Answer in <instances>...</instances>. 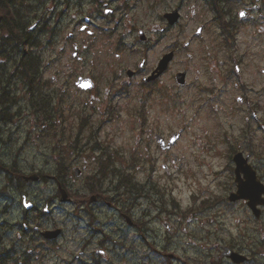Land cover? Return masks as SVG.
Wrapping results in <instances>:
<instances>
[{
    "label": "rangeland",
    "instance_id": "obj_1",
    "mask_svg": "<svg viewBox=\"0 0 264 264\" xmlns=\"http://www.w3.org/2000/svg\"><path fill=\"white\" fill-rule=\"evenodd\" d=\"M30 1V15L40 18L42 11L39 0ZM239 1H231L230 4L240 7ZM257 1L264 13V0ZM131 2L134 8L124 16L127 26L133 30H142L148 36H161V44L155 47L149 44L143 50V45L135 40L137 33L134 32L126 36L124 48H113L110 52L80 49L77 52L81 60L78 61L77 58H72L74 50L67 47L65 54L62 51L63 59L51 64H48L49 58L59 49L50 50V56L43 45L38 49H31L39 55L40 61L38 70L41 80L36 82L39 87L37 94L30 92L27 80L20 74L14 76L13 67L21 56L19 49L10 44L0 55V89L5 88L6 92V95L3 91L0 93V119L2 116V119L11 120L5 123L0 121V159L6 167L16 164L22 174L42 175L41 182L25 185L29 199L36 208L35 212L28 215V232L35 230L33 233L38 236L26 237L20 233L25 212L15 189L8 192L11 202L0 199V225L7 226L2 232L4 235L0 251L4 252V248L12 246L9 253L4 255L6 258L3 259V264H91L87 259L90 249L86 255H82L79 246L81 230L77 218V197L82 185L91 184L94 176L98 181L103 180L104 176L97 178L95 160H90L85 153L76 155L71 152L77 125L82 126L80 123L83 121L77 122L71 110L75 107H89L91 103L93 106L112 103L113 119L109 124L96 129L101 117L94 115L89 127L83 131L82 138L90 136L93 131L97 132L101 141L104 136L111 137V155L117 154V166L123 169L122 163L126 161L127 174L132 172L136 183L140 187L144 186L143 194L139 195H123L121 189L123 196L116 203L117 211L106 206L100 208L103 215L113 216L114 238L117 237V232L125 234V245L136 254L132 256L134 260H130L131 264H139L140 254L144 258L149 257L156 264H165L166 261L169 264H234L222 257L224 246L235 247V251L247 256L250 260L247 264H264V213L259 219H255L244 201L230 203L227 200L229 193L235 191L232 156L236 152L248 155L249 163L254 169L259 165L258 172L263 176L264 182L263 134L261 130L257 132L254 128L243 129L247 114L236 103V76L227 81L223 93L192 92L188 87L176 88L171 81L173 73L185 67L188 54L193 58L189 64L196 63V71L211 75L220 71L219 60L224 55L220 53L218 45L221 37L214 25L212 7L206 0ZM220 6L223 11L231 7L223 4ZM173 10H177L180 18L171 27L163 16ZM256 22L261 27L264 26V20ZM161 28L164 29L160 33ZM198 28H202L201 33L196 35ZM70 29L66 30L67 36ZM260 33L261 40H264V29ZM185 42H188L187 47H183ZM175 43L178 45L177 57L169 64V70L160 83L153 87L161 93L151 99V111L146 115L149 126L145 130L160 134L166 141L173 133H179L180 138L170 149L159 150L152 137L138 140L140 119L137 111L140 107L137 100L143 92L137 91L131 98L120 97L118 102H108L110 98L106 99L104 88L108 87V82L116 73V66L123 60L126 63L123 68H132V63L137 66L143 58L152 66L163 54L172 50ZM117 54H121V58L117 59ZM49 76L56 78L54 87L59 92L55 94L60 95L54 99V105L66 117L65 123L55 125L54 128L47 126V122L42 120L41 112H35L42 105L39 100L45 98L52 88V85H47ZM78 76H93L98 82L95 91L79 92L74 86ZM136 81L138 79H132L131 84ZM262 83L259 76L256 88ZM171 97L173 103L169 104ZM254 98L253 94L248 95L249 100ZM128 100L129 104L123 106V102ZM258 100L263 102L264 96H259ZM263 105L264 103L260 107ZM63 131L65 141L60 139ZM51 134L54 135L53 140L49 139ZM47 142L50 146H56L55 155L50 153ZM58 146L65 147L61 158ZM255 154H261L262 160L258 161ZM58 162L62 166L57 165ZM112 165L115 170L109 177L113 181L111 183L106 179L104 187L115 186L119 181L116 177L117 166L114 163ZM84 167L88 170H84ZM76 169L80 170L78 176L74 175ZM59 172L63 174L61 178L58 177ZM58 181L68 194H72L71 201L60 202ZM6 184L7 174L0 173V194H6ZM46 204L47 212H44ZM125 210L130 211V216L141 229L128 227L120 218L118 211ZM165 224L169 225L170 230L166 229ZM13 225L18 227L11 229L10 226ZM55 228L62 230L61 237L56 240L46 241L38 234ZM144 236L146 242L143 240ZM96 239L98 237L94 242ZM149 243L157 251L172 254L173 258L166 256L165 261L162 252L148 250L146 244ZM95 249L94 246L90 254L94 255Z\"/></svg>",
    "mask_w": 264,
    "mask_h": 264
},
{
    "label": "flooded vegetation",
    "instance_id": "obj_2",
    "mask_svg": "<svg viewBox=\"0 0 264 264\" xmlns=\"http://www.w3.org/2000/svg\"><path fill=\"white\" fill-rule=\"evenodd\" d=\"M206 1L209 3L210 7H212V16L213 21L215 22L214 25L218 29L221 37L218 45L220 53L224 55V58L219 60L220 71L213 73L212 75L210 73L196 71V63L189 64L193 58L192 55L188 54V61H186L185 64L183 63L185 67L175 71L171 76V81L174 83L175 87L177 86L176 88L188 87L192 92L213 93L217 91L218 93H223L226 89L225 84L235 75L237 82L234 85V90L238 93L236 95V103L238 106H242L245 109L243 112L247 114V116L244 117L245 126L243 129L251 130L254 128L257 132L261 130L263 134L261 136L264 139V105L262 108L260 107L264 101L262 102L258 100L259 96H264V40H261L262 33H260L264 29V26L261 27V24L256 22V20H264V13L257 0H240L238 2L240 7L236 4H230L231 1L235 0H230L229 2H227V0ZM220 4L231 7H227L225 8V11H223ZM13 5L15 6L14 19L18 24V30L20 32V35L16 34L15 38H17L18 41L25 39L28 42L26 46L20 44L17 46L19 53L21 52V56L16 60L17 64L23 56L29 53L37 65L36 69L31 66L30 78L27 85L31 93L39 91L36 82H40L41 80V78H39L40 73L38 70L40 69L39 55L35 54L31 49H38L43 45V47L48 50L49 56L51 55L50 50L56 48L59 49L56 54H53L49 58L50 61L48 64H51L63 59L61 56L63 53H66L65 50L67 47H71L74 50L72 58H77L78 61L81 60V56H79L77 52L80 49H100L106 52L109 50L110 52L113 48H124L126 45V36L134 32L137 33L135 40L143 45V50H145L146 46L149 44L151 47H155L162 42L161 36H148L146 32L142 30H133L127 26V21L124 16L134 8V4L131 0H39V6L42 11L40 18L37 15L34 17H32V14L30 15L29 8L30 5H32V1L30 0H18ZM233 7L239 9L234 10ZM242 13L244 15L243 18H241ZM257 13L262 15V17H259L260 15ZM166 14L168 13H165L163 17L171 27L174 26L180 18L178 15L174 23L170 24L168 18L165 16ZM260 22L262 23V21ZM247 27H250V30H247ZM68 29H70V31L67 36L66 30ZM163 29L164 28H161L159 30L160 33ZM72 32H76V34ZM237 37L240 38V40H238ZM187 46L188 42H185L183 47ZM172 47V50L169 52L173 53V60L177 57L178 53L177 43L172 45ZM116 58H121V54H117ZM123 61L124 62L116 66L115 75H113L111 81L108 82V87L104 88V92L107 93L106 99L109 97L110 100H108V102H114L116 100L118 102L120 97L128 96V98H131V96L133 97L136 95L137 91L143 92L142 96L137 100L140 107V110L137 111L140 119V127H138L140 134L138 140L142 138L151 139L152 137L155 141L158 133H155L152 130L149 132L145 130V128L149 126L146 121V115H149L151 111V108L149 107L153 102L151 99H153L158 93H161V91H155L153 87L160 83L162 77L167 74L169 69L167 67L160 76L153 77V71L158 64V61L154 65L149 66L147 59L143 58L137 66L132 63V68H123L124 64H126L125 60ZM14 69L17 71L18 66L16 68L13 67V70ZM128 72L131 73V75H128ZM179 72L184 73L183 84L181 85H178L176 82V75ZM16 74L17 73H14V76ZM58 74H61V72H58ZM243 75H245L244 78ZM246 76L248 77L247 79ZM259 76L263 83L259 88H256ZM79 77L90 78L94 87L91 90H83L77 87L76 80ZM132 79H138V81H136L135 84H131ZM76 80L74 86L79 92L83 93H92L98 85L97 80L93 78V76H78ZM48 82L47 85H52V88L45 98L39 100L42 105H40V108L37 111L35 110V112H38L39 114L41 112L43 115L42 120L47 122V126L54 128L55 125L65 123L66 117L61 114L59 107L54 105V99H57V96H60L59 94H55L59 92L54 87L57 82L56 78L54 76H49ZM128 89L129 91H127ZM249 94L254 95V100L248 99ZM129 101L130 100L124 101L122 105L129 104ZM168 103H173L172 97L168 100ZM111 104L112 103H108L105 106H93L91 103L89 107H83L82 109L78 107L72 108L71 111L74 113L73 117L77 122L83 120L80 124L82 126L85 124V126L79 127L77 125V131L73 136L72 145L70 144L72 147V154L80 155L85 153L86 157H90V160H95L97 166L96 171L104 173L105 170H108L109 176L114 170L112 162L107 155L113 151L110 146L112 138L104 136L102 138L103 141H101L100 138L95 135L94 131L90 133V136L83 138L82 136L83 131L89 127L92 118L96 114L101 117L97 123L96 129L101 128L104 124L112 122L113 107ZM150 127L154 128V126ZM51 136L52 137H49V139L53 140L54 135L51 134ZM60 139L64 141L66 140L64 131L61 132ZM47 147L49 148L50 153L52 152L53 155L56 154V146H50L47 142ZM159 150L162 149L159 147ZM64 151L65 147L60 148L58 146L59 158L64 156ZM254 156H256L258 161L262 160L261 154H255ZM99 157H102L104 163H101L100 166H98L97 160ZM1 162L0 159V163ZM15 165L4 170V173L7 174V184L5 186L6 194H0V199L4 198L11 202L8 192L15 189L14 191L17 193V197L19 196L20 191L24 190L28 200H30L25 190V185L28 184V182L25 181V177L28 175L19 172L18 168H16L17 165ZM57 165L62 166L60 162H58ZM122 166V170H119V167L117 166L118 175L127 170L126 161L122 163ZM87 167H84V170H88ZM259 168L258 165L255 168V171L258 178L262 181L263 176L259 174ZM58 175L60 178L63 176L62 173ZM39 178L41 180L42 175H40ZM106 179L107 178L104 177L103 180L96 184H84L82 185V190H79L78 192L77 218L81 230L79 246L82 249V255H86L89 249L91 252L92 248L94 246L96 247L94 255L89 252L87 257L88 262L91 264H131L130 260H134L132 256L134 257L136 254L132 253V248L125 245V234L117 232V237L114 238L113 216L103 215L100 211L102 206L117 211L116 203L121 200L123 195H129V190L126 186H122L119 183L115 186L104 187ZM58 187H61L60 182H57V188ZM121 189L123 190V195L120 193ZM260 210L262 215L264 213V207H261ZM35 211L36 208L33 206L31 212ZM31 212L24 213L25 218L23 227L27 226L29 221L28 215ZM129 212L130 211L127 210L118 211L117 214H119L120 218L126 222L128 227L135 230H137V228L141 229L136 220L130 216ZM15 226L18 227L17 225L10 227L13 228ZM2 235L4 234L0 233V242L2 241ZM96 237H98V239L94 242ZM141 237H143V234H141ZM143 240L146 242L145 236ZM146 246L149 251L157 253L162 252L161 255L165 257V261L166 256L170 259L173 258L172 254L168 255L163 251H157L150 243L146 244ZM230 248L235 251L233 247ZM223 258L225 259V257ZM139 264H156V262H152L149 257L146 256L144 258L142 254H140ZM165 264H169V262L166 261Z\"/></svg>",
    "mask_w": 264,
    "mask_h": 264
},
{
    "label": "water",
    "instance_id": "obj_3",
    "mask_svg": "<svg viewBox=\"0 0 264 264\" xmlns=\"http://www.w3.org/2000/svg\"><path fill=\"white\" fill-rule=\"evenodd\" d=\"M170 23H173L177 18L176 12L167 15ZM172 54H167L163 57L159 63L157 69V75L160 74L166 67L168 61L171 59ZM178 80L181 81L183 74H178ZM178 81V82H179ZM82 89L92 88V83L89 79L80 78L78 83ZM178 138V135H173V138L169 141L168 146L173 143L174 140ZM159 142L160 139L157 138ZM233 162L235 163V182H236V191L231 193L228 197V200L231 202L237 200H246L247 206L251 209L252 213L256 218L260 216V210L257 208L259 205L264 206V185L257 179L256 172L253 168L247 163V157L243 158L241 153H237L233 156ZM78 175V171L75 172ZM242 175V176H241ZM31 180H38L37 176L32 175L29 177ZM60 201L64 202L67 200V194L63 189H60ZM22 202L25 201L24 194L21 192ZM26 208H30V205H24ZM60 233L59 229L52 231H45L43 233L44 238L52 240L58 237ZM223 256L229 257L235 263H243L246 260V257L238 253H234L231 249L225 248Z\"/></svg>",
    "mask_w": 264,
    "mask_h": 264
},
{
    "label": "trees",
    "instance_id": "obj_4",
    "mask_svg": "<svg viewBox=\"0 0 264 264\" xmlns=\"http://www.w3.org/2000/svg\"><path fill=\"white\" fill-rule=\"evenodd\" d=\"M13 0H0V38L5 34L8 37L2 38L0 42V55L3 53V50L9 47V45L6 42L13 43L16 46L19 44L22 46L27 45V40L21 39L18 41L17 38H15L16 34L20 35V32L18 30V24L16 20L14 19V9L15 6L13 5ZM18 66V70L15 71V73H20V75L26 79L29 80L30 78V71L31 66H33L35 69L37 67L36 63L33 61L30 54H26L21 58L19 63L15 65V68ZM3 91V93L6 95L5 88L0 89V93ZM11 121V120H4V122ZM121 184L128 186L130 191L134 192L135 190L139 192V186L136 183V181L131 176H123L121 178Z\"/></svg>",
    "mask_w": 264,
    "mask_h": 264
},
{
    "label": "bare ground",
    "instance_id": "obj_5",
    "mask_svg": "<svg viewBox=\"0 0 264 264\" xmlns=\"http://www.w3.org/2000/svg\"><path fill=\"white\" fill-rule=\"evenodd\" d=\"M18 0H13V3H15V2H17ZM45 212H47V210L45 211ZM28 226H25V227H23V228H21L20 230H21V234L23 235V236H33V237H36V235H37V233H33V232H35V230H31L30 232H28ZM47 230H49V229H47ZM38 236V235H37ZM40 236V235H39Z\"/></svg>",
    "mask_w": 264,
    "mask_h": 264
}]
</instances>
